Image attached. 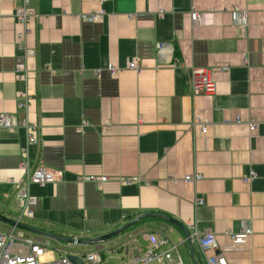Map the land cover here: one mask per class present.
I'll return each instance as SVG.
<instances>
[{"label": "crops", "instance_id": "1", "mask_svg": "<svg viewBox=\"0 0 264 264\" xmlns=\"http://www.w3.org/2000/svg\"><path fill=\"white\" fill-rule=\"evenodd\" d=\"M30 1L36 15L25 47L36 55L27 60L18 47L20 4L0 0V115L38 127L27 156L26 132L0 128V213L83 240L143 217L109 241L66 249L85 259L98 252L99 264L125 263L153 235L188 239L181 228L144 217L150 213L176 220L190 235L213 234L229 264H264V0ZM234 9L247 12L245 25L234 22ZM93 14L103 16L83 18ZM159 44L170 53L159 56ZM134 60L139 73L128 69ZM19 65L30 69L29 79L17 76ZM194 68L212 72L213 95L192 94ZM197 119L209 122L206 134ZM27 158L57 181L31 187L35 204L20 221L16 184ZM195 174L201 181L184 182ZM89 177L107 181L99 187ZM3 225L45 244L46 262L66 253ZM243 229L252 234L233 245L227 234ZM187 241L178 247L183 263L207 264L215 252L193 240L195 258Z\"/></svg>", "mask_w": 264, "mask_h": 264}, {"label": "built area", "instance_id": "2", "mask_svg": "<svg viewBox=\"0 0 264 264\" xmlns=\"http://www.w3.org/2000/svg\"><path fill=\"white\" fill-rule=\"evenodd\" d=\"M20 4L16 11L15 17L22 31L18 33V47L25 53L26 59L35 58V50L25 47V39L28 34L27 25L31 18L35 17L36 13L31 7L30 0H15ZM103 15L93 14L89 17H83L86 20L98 21ZM199 15L197 14L196 17ZM233 20L238 25H245L247 23V12L239 9H234ZM159 56L166 52L170 53L167 45H158ZM108 71L112 76L117 75L119 69L113 63L108 65ZM128 69L139 73L142 67L134 60L128 65ZM15 73L20 79L27 80L30 77V69L25 65H19L15 69ZM211 71L206 68H194L191 72V90L194 96H210L215 93V83L212 81ZM195 125H199L201 132L206 134L208 132L209 122L206 120L197 119ZM257 121L252 120L249 124L250 132H255L257 129ZM85 126V125H84ZM0 128L9 130L23 129L27 135V145L24 149V154L27 156L29 148L36 145L38 142V127L30 123L28 118L18 121L15 117L0 115ZM24 176L16 184V199L20 204L19 220L21 221L25 214L31 212V207L35 204V199L31 195V187L34 185H46L55 183L57 181V174L43 168H33L30 159L27 158L23 164ZM247 179L250 181L253 178ZM200 174L187 175L184 177L185 183H197L201 181ZM88 182H94L99 187L103 186L107 181L105 177L97 179L89 177ZM252 234L249 229H243L239 234L228 233L227 236L231 239L233 245H241L245 239ZM199 243L202 252L214 251V255L207 258V264H229L225 258V250L217 252L218 243L216 237L211 233L199 234L196 230L190 237ZM150 246L146 250H137L132 256L122 264H184L180 253L178 252L179 244L186 243V239H181L177 244L172 241L167 235L163 237H149ZM26 248L28 250H26ZM47 252V247L41 241H28L22 236H16L13 232L4 233L0 230V264H73L65 254L60 255L57 261L46 262L43 260ZM86 264H99L101 262L100 253L93 252L89 254L86 259Z\"/></svg>", "mask_w": 264, "mask_h": 264}, {"label": "water", "instance_id": "3", "mask_svg": "<svg viewBox=\"0 0 264 264\" xmlns=\"http://www.w3.org/2000/svg\"><path fill=\"white\" fill-rule=\"evenodd\" d=\"M144 217H155V218L157 217V218L164 220L166 223H169V224L177 226L178 228H181L183 230L184 234L189 238L188 243H189L190 249L192 251V254L195 257V246L192 243V239L190 238L191 236H190L189 232L187 231V229L182 224H180L179 222H177L174 219L166 217L165 215H161V214H157V213H154V214L150 213V214L145 215ZM142 218L143 217H140L139 219H136L135 221H132L129 224H127V225H125V226H123V227H121V228H119L113 232L107 233L105 235L83 240L81 238H70V237L55 235V234L47 233V232H44L41 230H37L33 227H30L28 225L19 223L18 221H15V220H12L8 217H5L0 213V222L1 223L10 225L13 228H16L19 230H24V231L34 233L36 235H39L43 238H47V239L52 240V241H56L58 244L64 246V251L66 252L65 255L73 264H86V261H85V258L83 257V255L72 253L71 251L66 250V249H69V246L72 247L74 245H77L79 247L85 248V247H91V246L96 245V244L104 243V242L109 241L110 239H112L114 237L121 235L127 229L132 227L135 223L140 221ZM196 263L199 264V262L197 260H196Z\"/></svg>", "mask_w": 264, "mask_h": 264}, {"label": "rangeland", "instance_id": "4", "mask_svg": "<svg viewBox=\"0 0 264 264\" xmlns=\"http://www.w3.org/2000/svg\"><path fill=\"white\" fill-rule=\"evenodd\" d=\"M0 229H1V231H3V232H5V233H7L8 232V227L7 226H5V225H3V224H1L0 223ZM26 236H27V234H26ZM165 236V235H164ZM49 242V251L50 250H55V249H57V245H58V243L57 242H54V241H48ZM69 248H70V246H69ZM181 248L182 247H180V250H181ZM182 255V252H181V254H180V256ZM183 256V255H182ZM182 256H181V258H182Z\"/></svg>", "mask_w": 264, "mask_h": 264}, {"label": "bare ground", "instance_id": "5", "mask_svg": "<svg viewBox=\"0 0 264 264\" xmlns=\"http://www.w3.org/2000/svg\"><path fill=\"white\" fill-rule=\"evenodd\" d=\"M15 196H16V195H15ZM19 210H20V209H19ZM23 218H24V217H23ZM129 229H130V228H129ZM162 229H163V228H162ZM189 229H190V228H189ZM187 230H188V229H187ZM188 231H189V230H188ZM125 232H126V231H125ZM125 232H124V233H125ZM148 234H149V233H148ZM151 234H152V233H151ZM129 240H130V239H129ZM187 242H188V241H187ZM197 243H198V242H197ZM184 244H185V243H184ZM134 245H135V244H134ZM187 245H188V244H187ZM137 246H138V245H137ZM179 246H180V245H179ZM142 247H143V246H142ZM114 250H115V249H114ZM116 250H117V249H116ZM109 254H110V253H109ZM105 255H106V254H105ZM195 255H196V254H195ZM205 255H207V254H205ZM109 256H110V255H109ZM195 258H196V257H195ZM195 258H194V259H195ZM198 258H199V257H198ZM195 260H196V259H195ZM194 264H195V263H194Z\"/></svg>", "mask_w": 264, "mask_h": 264}]
</instances>
